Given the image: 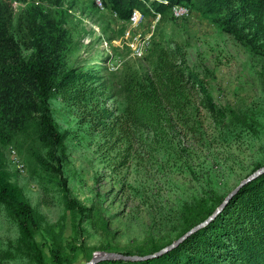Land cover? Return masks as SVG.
Returning <instances> with one entry per match:
<instances>
[{
  "label": "rangeland",
  "instance_id": "1",
  "mask_svg": "<svg viewBox=\"0 0 264 264\" xmlns=\"http://www.w3.org/2000/svg\"><path fill=\"white\" fill-rule=\"evenodd\" d=\"M175 5L164 12L139 9L142 17L135 22L121 18L108 0L104 8L95 0H0V22H7L26 60L73 70L76 85L86 80L80 100L76 91L63 90L49 100L65 137L62 163L70 194L89 209L79 236L59 178L37 158L45 150L36 112L25 106L32 85H11L19 95L17 113L0 114V169L42 216L36 241L47 264H56L51 248L78 264L103 252L141 255L166 246L264 166V18L259 25L236 18L239 38L225 22L230 11H245L239 0L223 2L216 18L204 15L199 0L179 1L189 10L182 18L175 16ZM61 23L64 34L53 61V34ZM136 45L146 48L143 55L135 53ZM162 49L194 70L199 84L179 83L178 92L164 88ZM137 77L160 88L158 102L133 98ZM123 125L130 127L129 136L116 143L106 136ZM115 162L123 166L113 169ZM0 264H36L17 221L1 204Z\"/></svg>",
  "mask_w": 264,
  "mask_h": 264
},
{
  "label": "trees",
  "instance_id": "2",
  "mask_svg": "<svg viewBox=\"0 0 264 264\" xmlns=\"http://www.w3.org/2000/svg\"><path fill=\"white\" fill-rule=\"evenodd\" d=\"M179 1L182 0H108L111 9L123 19H130L135 9H140L143 13L152 9L164 12L174 2L179 4ZM199 1L201 3L199 8L204 15L214 14V18L220 16L221 6L223 2H226V0ZM239 1L245 11L240 9L230 11L231 15L225 18V22L233 26L230 32L235 37L241 38V31L237 29L235 19L246 17V21L261 24L264 18V0ZM250 13L253 14L251 20L248 19ZM6 24L7 22H0V114L14 113L15 115L17 113L19 95L10 88L11 85L16 82L32 85L34 93L31 96L28 94L29 97L24 102L26 107L31 104L36 112V128L45 150V153L37 155V158L44 170L59 178L62 198L71 217L74 237L79 236L82 220L89 209L78 203L70 194L62 163V157L66 154L65 137L54 124L49 100L55 90L68 93L76 91L77 100H80L79 96L83 95L81 88L85 86L86 80L81 79L76 85L77 77L73 70L60 71L55 63L47 65L37 60H26ZM247 26L253 28L250 23ZM63 34L64 28L61 23L55 28L53 34L55 47L53 61L56 59L54 54L59 48ZM161 52L159 67L163 68L164 73L161 74L162 79H159V82L166 81L164 88L178 92L179 83L194 86L199 84L198 75L194 70L184 68L183 63H178L180 57H175L176 55L165 49ZM175 75H180L181 78L177 80ZM135 80L137 85L136 91L133 92L135 100L158 102L157 88L159 87L156 88L153 81L151 85V83L144 84L139 77ZM193 90L200 92V87L193 88ZM206 105L212 111L213 116L218 118V109L216 110L209 101ZM233 116L240 122L248 124V119H243L236 113ZM129 129L130 127L125 125L120 129L113 128L107 131L106 136L116 143L122 135L129 136ZM122 166V162L112 164L113 169ZM260 167L262 166L257 167L251 173ZM225 197L218 199L212 206L197 215L196 219L187 225L184 233L211 215ZM0 204L17 221L22 240L33 250L36 264H47L46 252L36 241L42 216L27 202L22 189L10 180L9 174L3 169H0ZM69 246L75 249L74 243H69ZM163 247L154 248L141 255L154 253ZM50 251L51 258L56 264H73L69 259L62 258L57 248H51ZM97 264H264V173L243 185L215 219L191 234L172 250L148 259H112Z\"/></svg>",
  "mask_w": 264,
  "mask_h": 264
},
{
  "label": "water",
  "instance_id": "3",
  "mask_svg": "<svg viewBox=\"0 0 264 264\" xmlns=\"http://www.w3.org/2000/svg\"><path fill=\"white\" fill-rule=\"evenodd\" d=\"M264 173V166L255 170L252 174H250L247 178L242 180L232 191H230L222 203L214 210V212L209 215L205 220L201 221L200 223L193 226L189 229L186 233H184L181 237L177 240L173 241L172 243L166 245L165 247L161 248L160 250L150 253L147 255H131V254H124L120 252H103V254L94 256L90 261L86 263H78V264H97L98 262L105 261V260H112V259H125V260H142L160 256L163 253L172 250L173 248L177 247L180 243H182L185 239H187L191 234L196 232L197 230L203 228L204 226L208 225L213 219H215L227 206L230 200L233 198L235 194L240 190V188L245 185L246 183L252 181L259 175Z\"/></svg>",
  "mask_w": 264,
  "mask_h": 264
},
{
  "label": "built area",
  "instance_id": "4",
  "mask_svg": "<svg viewBox=\"0 0 264 264\" xmlns=\"http://www.w3.org/2000/svg\"><path fill=\"white\" fill-rule=\"evenodd\" d=\"M95 3L100 8L105 7V0H95ZM173 10H174V14L177 18H182V17L188 15V13H189L188 7H186L184 5H179V4L175 5L173 7ZM141 17H142V14H141L140 10L135 9V10H133V12L131 14L130 19L136 22V21L140 20ZM145 50H146V48L144 46H143V49H142V47L139 48L137 45L134 47V51L137 55H143ZM19 166L22 167L24 165L20 163Z\"/></svg>",
  "mask_w": 264,
  "mask_h": 264
}]
</instances>
